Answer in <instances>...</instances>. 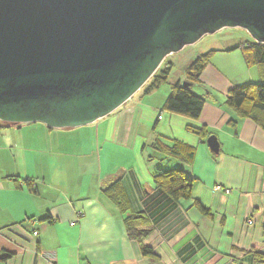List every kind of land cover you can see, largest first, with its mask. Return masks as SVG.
Instances as JSON below:
<instances>
[{"label":"crops","instance_id":"obj_1","mask_svg":"<svg viewBox=\"0 0 264 264\" xmlns=\"http://www.w3.org/2000/svg\"><path fill=\"white\" fill-rule=\"evenodd\" d=\"M231 42L212 50L192 87L207 96L197 121L163 111L171 90L148 93L146 84L87 126L0 130V264H264L253 254L264 256V130L225 104L232 88L260 83L261 68L248 66L239 41ZM189 126L215 135L219 154ZM159 140L194 148L192 163L160 154ZM177 168L193 181L191 199L161 190L145 195L158 170ZM117 182L132 211L153 225L145 244L159 260L144 257L128 237L124 216L104 192Z\"/></svg>","mask_w":264,"mask_h":264},{"label":"water","instance_id":"obj_2","mask_svg":"<svg viewBox=\"0 0 264 264\" xmlns=\"http://www.w3.org/2000/svg\"><path fill=\"white\" fill-rule=\"evenodd\" d=\"M225 28L264 43V0H0V121L90 125ZM207 145L219 154L215 135Z\"/></svg>","mask_w":264,"mask_h":264},{"label":"trees","instance_id":"obj_3","mask_svg":"<svg viewBox=\"0 0 264 264\" xmlns=\"http://www.w3.org/2000/svg\"><path fill=\"white\" fill-rule=\"evenodd\" d=\"M238 48L244 53V58L248 66H259L261 68V82L247 83L242 86L232 88L227 95L225 104L231 109L239 119H252L264 130V43L251 41H240ZM214 51L199 55L186 69V82L190 87H183L176 83L171 86V92L165 101L163 111L175 114L191 120H199L207 102V96H199L192 91V87L200 85L202 74L208 65ZM172 65L168 64L156 72L147 83V92L158 89L168 82ZM231 125H236V121H231ZM20 124L2 122L0 130L12 128ZM187 130L201 137H209L210 133L204 127L196 128L189 126ZM154 148L160 154L180 160L184 164H191L195 157V149L178 141L171 144H164L160 140L155 143ZM193 181L186 177L182 168L169 171L158 170L153 176V181L145 185V195H151L157 190H161L175 200L191 199ZM120 213L124 216V226L128 237L136 241L141 248L144 257L153 261L159 260L154 250L145 244V240L152 234L153 225L148 218L141 213L132 211L126 192L120 183H115L105 191ZM195 207L206 216L211 213L200 203L196 202ZM258 262H264V256L253 252ZM10 256H4L8 259Z\"/></svg>","mask_w":264,"mask_h":264},{"label":"rangeland","instance_id":"obj_4","mask_svg":"<svg viewBox=\"0 0 264 264\" xmlns=\"http://www.w3.org/2000/svg\"><path fill=\"white\" fill-rule=\"evenodd\" d=\"M231 40L239 42L251 41L252 37L246 30H243L241 28H225L221 31L216 32L215 34L205 35L195 44L187 45L178 53L168 56L165 59L162 68L168 64H171L172 70L168 82L162 85V88L159 92H163V90L167 89L171 90V83H177L178 81H182L181 83L186 82L183 79L185 77V68L187 67V65L195 60L199 55L207 54L208 52L216 49L229 48V46H231L232 44ZM193 92L200 93V90L197 87H194ZM1 124L2 121H0V125ZM22 125L24 124H20V126ZM17 126L18 125H16L15 127ZM30 128H35V125L30 126Z\"/></svg>","mask_w":264,"mask_h":264},{"label":"built area","instance_id":"obj_5","mask_svg":"<svg viewBox=\"0 0 264 264\" xmlns=\"http://www.w3.org/2000/svg\"><path fill=\"white\" fill-rule=\"evenodd\" d=\"M252 223H253L252 221L249 222V224H252ZM34 236L37 237L38 236V232H34Z\"/></svg>","mask_w":264,"mask_h":264}]
</instances>
